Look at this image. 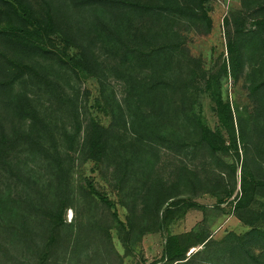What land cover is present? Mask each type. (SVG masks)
Instances as JSON below:
<instances>
[{
    "label": "rangeland",
    "instance_id": "obj_1",
    "mask_svg": "<svg viewBox=\"0 0 264 264\" xmlns=\"http://www.w3.org/2000/svg\"><path fill=\"white\" fill-rule=\"evenodd\" d=\"M26 2L41 21H51L54 33L42 42L35 38L40 47L31 51L0 39V53L33 67L38 75L32 74L20 89L41 122H18L0 100V132L8 140L11 134L19 136L10 151L0 154V264H38L47 250L49 223L42 210L56 208L62 194L49 158L64 161L68 184L65 200L61 198L64 226L44 264H163L159 260L166 237L189 232L206 236V241L187 252L189 258L202 251L186 264H258L257 259L263 264L264 244L240 248L250 230L245 223L253 217L234 209V198L240 195L243 173L247 179L252 176L261 184L250 211L264 217V46L245 38L235 77L228 69L225 77L220 69L228 58L226 36H235L236 30L246 34L253 23L264 20V0ZM162 47L161 57L140 60L144 53L156 56L154 51ZM178 53L186 66L172 59ZM186 73L193 79L186 91L192 100L189 120L176 114L177 97L154 88L160 79L178 83L179 74L181 79ZM211 75L229 105L236 150L212 153L189 122L201 119L227 139L205 91ZM42 80L57 88L46 89ZM97 135L102 149L92 158L84 151ZM165 138L177 144L162 142ZM5 145L10 147L6 143L0 149ZM88 182L112 208L89 192ZM157 186L170 193L168 199L146 195L145 189L152 192ZM134 191L150 209L159 203L158 218L176 201L202 209H186L146 232L142 204L132 206ZM132 213H137L134 219ZM259 227L264 230V218Z\"/></svg>",
    "mask_w": 264,
    "mask_h": 264
},
{
    "label": "trees",
    "instance_id": "obj_2",
    "mask_svg": "<svg viewBox=\"0 0 264 264\" xmlns=\"http://www.w3.org/2000/svg\"><path fill=\"white\" fill-rule=\"evenodd\" d=\"M194 1L202 3L205 0H194ZM97 2H107V0H83V3H97ZM107 3L115 5V4H121V1L119 2L110 1ZM0 5H1L0 16L5 15L4 19L0 17V39L7 40V42L9 41L10 43H12V47L20 48V50L23 49V50L31 51L32 49L40 47V44L37 41H35V38H40L39 40L42 42V39L44 38L43 36L47 37L48 33L53 32V29H51V21L47 23L44 22V20L41 21L35 15L31 5L27 3L26 0H0ZM134 9L136 10V8ZM141 10L144 11L143 9ZM260 10L264 11V5L260 7ZM132 11L134 12L133 9ZM146 14L147 13L142 14V16ZM13 17H17L19 18V20ZM29 28L32 30H29ZM45 29H47V31ZM240 32H242V30H236L235 36L233 35L226 36L225 48L228 58L226 62H223L220 69L221 74H223L225 77L227 75L228 70H231L233 76L235 77L236 71L241 64L242 49L244 47L245 38L257 39L258 44L260 46H264V20L253 23L252 28L246 31V34H241ZM120 47L117 48L119 49ZM164 48L165 47L156 49L154 51V55L156 56L154 57H152L153 51L150 52L149 54L144 53L143 57H141L140 60L148 62L150 58L153 59V58L161 57V55L165 53ZM123 51L124 49L120 53H122ZM166 55H168V53H166ZM182 58L185 59L184 56H182V54L180 53H178V55L172 56V59L178 60L177 63H181V62L184 63ZM137 60H139V58H137ZM185 61L187 60L185 59ZM185 64L186 63H184V65ZM5 68L8 71L6 75L4 74L6 72ZM32 74H34V76H37L38 78V75L33 67L27 64H22L19 61H12L10 58L0 53V100H1V105L4 108V111L7 114L10 113L11 115L9 116L11 117L15 116L18 122L28 120L31 123H34L33 126H38L41 125V122H39V118L36 115L38 112L34 109L31 103L24 96V94L22 93V89H20L22 84H24L25 80H29L30 78H32L33 76ZM160 75L162 76V74ZM215 77L216 76L211 75L210 78L206 81L205 91L209 93V97L213 104L212 111L215 113V116L218 122L220 123L221 128L224 129L227 139L225 140V138L219 131H211L201 119L195 118V121L191 119L189 122H191L192 125H194V128L197 129L200 142L204 144L209 151H211L212 153L228 152L231 149L236 150V139L234 137V131L232 129L231 113H230L229 105L228 103H224L222 101L218 87H216V83L212 84L216 79ZM177 80L178 83H171L172 85H169L168 83L160 79L158 80L157 83L154 84V88L160 91L168 90L167 93L170 92L172 97H177V102L175 105H173L176 114L178 116H181V118L183 119L187 118V120H189L187 114L190 111V107L192 104L190 102L192 100L190 99L189 95L188 96L186 95V91L190 88L189 84L190 82L192 83L193 79L192 77L190 78L188 73H186L184 76L181 77V79L179 74V78ZM42 83L45 85L46 89L47 87L50 90H54L55 88H57V85L46 83L44 80H42ZM151 83H153V81ZM152 89L153 88L147 87V90H152ZM93 131L97 132L98 130L95 127ZM101 133L103 132L101 131ZM11 136L13 139L11 140L9 137L10 140H8L4 135H2V132H0V146H3L6 143H10L9 148L5 145L4 148L0 149V154H5L6 152L10 151L15 146L16 142L19 140L18 139L19 136L17 134L14 135L11 134ZM162 142H167V144H169L170 146L172 145L174 146L177 144L174 141L171 142L169 138L168 139L165 138ZM101 149H102L101 136L97 135L93 139V141H91L87 146L86 148L87 153L85 151L84 153L86 155L90 153V157L92 156V158H95L98 157L99 153L101 152ZM236 156L238 155L236 154ZM49 160L51 161L50 165L54 169V174H55V178L57 179V183L61 187V189L58 190H60V192L62 191V194L58 195V197H61L63 200H65L63 196V190L67 186L68 181L66 180L67 170L65 169L63 163L64 161H59L56 158H49ZM123 176L124 173L122 174L121 177ZM260 184L261 183L255 181L252 178V176L249 177V179H247L246 173H243L242 177L240 178V195L235 196L234 198V209H237V211L241 210L242 212H246L244 214L246 217H248V215H251L253 217L252 219H250V221H246L245 223L248 226H250V230L241 239L242 245H240V248H243L242 246L247 244L251 246H253V244L254 246L255 245L261 246L262 244H264V230H262L259 227V222L264 217L261 218L262 215L259 214L257 215L255 212L250 211L251 210L250 201L252 200L255 190L259 187ZM88 186H89V192L95 194V196L99 201L103 202L105 206L109 208L113 207V203L108 201V199L104 197L101 193H97L91 187L90 182H88ZM161 187L162 186H157L152 192L149 191L148 189H145L146 191L145 193H147L146 194L147 196L155 195V197L157 198L166 200L168 199L170 193H167L166 190L162 189ZM134 192L135 194L132 197V206L138 208L139 207L138 204L140 203V195L138 192L136 191ZM231 193L232 191L228 193V196L231 195ZM61 198L58 199L59 204L57 205L56 208L51 209L50 207H48L42 210V214L46 218L44 220H46L47 223H49V228L47 231V238L45 243V248H47V250L45 251V253L41 255V257H39L38 264H44L45 260L48 257V253H49L48 249H50V247H52L58 241V228L64 226L62 216L64 213V208H65L64 206L66 205L62 203L63 200ZM145 202L146 200L143 199V202L140 203L142 204V207L139 213L142 215V217L145 215V217L143 218L144 221L146 220L147 222L143 227L144 228L143 231L146 232H152L155 231L156 229H160L162 226H165L166 223H168L174 217L182 216L186 209L189 208L202 209L201 206L195 203L176 201L175 203H170L165 208L163 215H161V217L158 218L157 213L161 209V207L157 209L159 203L156 202L154 208L150 209L148 204L146 206ZM218 202L222 203L224 202V200L219 199ZM179 203L180 205L181 204L183 205L174 210L171 209L172 207H177ZM151 212L153 216L152 218L149 217V214L151 215ZM136 214L137 213H135L134 215L132 213L133 219L134 217H136ZM112 217L117 219V215L115 211H113ZM106 235L108 237V233ZM205 238L206 236L201 237L200 235H195L192 232L183 233L180 235L167 236L161 251V257L159 262H163V264H186L191 260H195L201 254L202 251H196L189 258L186 257V254L191 248L205 245V241H206ZM262 253L264 254V247ZM247 254L249 255V253ZM247 257L248 259H250L249 256ZM255 262L258 264H262L258 259Z\"/></svg>",
    "mask_w": 264,
    "mask_h": 264
}]
</instances>
